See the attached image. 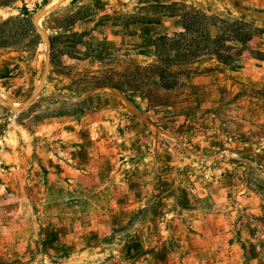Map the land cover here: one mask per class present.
<instances>
[{
    "label": "rangeland",
    "instance_id": "374dc122",
    "mask_svg": "<svg viewBox=\"0 0 264 264\" xmlns=\"http://www.w3.org/2000/svg\"><path fill=\"white\" fill-rule=\"evenodd\" d=\"M0 264H264V0H0Z\"/></svg>",
    "mask_w": 264,
    "mask_h": 264
}]
</instances>
